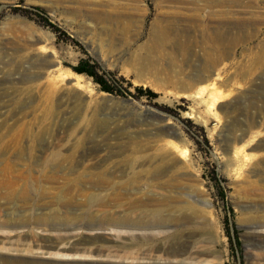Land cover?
<instances>
[{
  "label": "rangeland",
  "instance_id": "rangeland-1",
  "mask_svg": "<svg viewBox=\"0 0 264 264\" xmlns=\"http://www.w3.org/2000/svg\"><path fill=\"white\" fill-rule=\"evenodd\" d=\"M4 142L0 264H264V0H0Z\"/></svg>",
  "mask_w": 264,
  "mask_h": 264
},
{
  "label": "bare ground",
  "instance_id": "bare-ground-1",
  "mask_svg": "<svg viewBox=\"0 0 264 264\" xmlns=\"http://www.w3.org/2000/svg\"><path fill=\"white\" fill-rule=\"evenodd\" d=\"M167 29H168L167 26L165 27L164 25H161L159 23L154 24V27L151 29L152 42H151V46L148 50L149 52L161 53L171 43V38H170L171 35ZM39 135H42V133L40 132ZM14 145H17V144H12L9 142H4V143L0 144V153H4V154L9 153L10 152L9 148L14 146ZM6 176H8V175H4L0 171V202L1 201H7L8 199H11V198H17L20 194H22V195L25 193L31 194L33 191H35V192L39 191L38 193H40L43 191L42 188L40 189V187H38V185L35 183L34 180H32V182L30 184H27V185L24 184V186L21 187L22 185L17 178H11V177H6ZM2 220L3 219L0 216V230L1 231H4L5 228H7V229L15 228L16 225H18L15 222L10 221L8 219H5V221H2ZM94 223H95V221L91 220V222L83 223L81 225V227L82 228H88L89 226H91ZM71 226L73 229L76 228V225H74V224H72ZM5 232H6V230H5ZM77 239H78V235H76L75 233H72L70 235L68 241L66 242V244L72 245ZM134 239L138 240L140 238L135 237ZM73 245H75V244H73Z\"/></svg>",
  "mask_w": 264,
  "mask_h": 264
},
{
  "label": "trees",
  "instance_id": "trees-1",
  "mask_svg": "<svg viewBox=\"0 0 264 264\" xmlns=\"http://www.w3.org/2000/svg\"><path fill=\"white\" fill-rule=\"evenodd\" d=\"M50 26L56 29L53 24H50ZM74 70L78 74H85L92 78L101 87L102 91L111 94L114 93V88H112V86L109 84L108 80L104 76L98 73L97 67L95 65H92L87 61H82L77 67L74 68Z\"/></svg>",
  "mask_w": 264,
  "mask_h": 264
}]
</instances>
